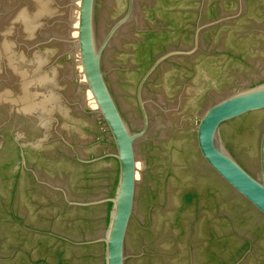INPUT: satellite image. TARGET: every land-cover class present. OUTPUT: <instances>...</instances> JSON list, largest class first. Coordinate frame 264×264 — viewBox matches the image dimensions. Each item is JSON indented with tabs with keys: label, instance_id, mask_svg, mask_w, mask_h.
<instances>
[{
	"label": "water",
	"instance_id": "obj_1",
	"mask_svg": "<svg viewBox=\"0 0 264 264\" xmlns=\"http://www.w3.org/2000/svg\"><path fill=\"white\" fill-rule=\"evenodd\" d=\"M196 31L264 82V0H163Z\"/></svg>",
	"mask_w": 264,
	"mask_h": 264
}]
</instances>
